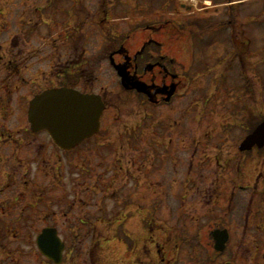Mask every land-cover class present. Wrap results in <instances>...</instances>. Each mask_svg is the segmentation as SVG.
Here are the masks:
<instances>
[{"label":"flooded vegetation","instance_id":"af4514ba","mask_svg":"<svg viewBox=\"0 0 264 264\" xmlns=\"http://www.w3.org/2000/svg\"><path fill=\"white\" fill-rule=\"evenodd\" d=\"M60 1L45 0L43 7L25 13L35 25L47 27L42 38L33 27L24 38L8 39L12 51L3 53L0 45V167L5 166L0 168V199H6L1 202L26 200L34 211L45 196L52 199L55 194L66 222L72 214L75 220L84 216L92 204V219H81L80 235L90 234L85 225L92 228L93 244L99 233L105 234L117 255L113 264H148V255L155 251L142 246L149 234L148 218L167 225L163 232L168 230L176 240L156 248V264H264V165H257L264 158V145L245 144L264 120L254 105L258 85L244 81L249 68L258 71L257 54H248L252 40L229 37L228 46L210 44L219 62L204 72L212 82L207 96L203 102L184 101L194 94L195 77L203 74L187 73L194 43L177 33L131 43L130 25L127 31L116 28L112 22L117 18L106 2L101 13L86 15L77 12L73 2L65 8V21L57 17L64 9ZM114 1L113 7L126 4ZM152 29L153 34L164 30ZM101 32L102 42L97 36ZM38 40L45 41L42 49L35 47ZM92 56L107 61V71L99 75L108 85L89 67ZM119 65L145 91L122 85ZM60 89L97 95L103 103L96 132L68 148L47 131L33 130L29 122L33 99ZM243 91L252 98L247 108L239 94ZM133 111L138 119L132 118ZM11 121L17 127H9ZM9 145L10 155L5 154ZM149 171L157 177L149 178ZM33 172L38 179L31 178ZM90 176L94 181L87 180ZM41 180L50 183L51 195ZM127 235L138 243L129 256L121 246ZM68 249L66 244V259L73 255ZM84 256L87 264L89 254Z\"/></svg>","mask_w":264,"mask_h":264},{"label":"rangeland","instance_id":"374dc122","mask_svg":"<svg viewBox=\"0 0 264 264\" xmlns=\"http://www.w3.org/2000/svg\"><path fill=\"white\" fill-rule=\"evenodd\" d=\"M111 1L112 0L60 1L64 9L59 12L57 17L66 21L68 15L65 12V8L72 5L73 2L76 11H79V13L83 15L89 14L91 11L93 14L101 13L102 5L106 2V9L111 10L112 17L115 19L117 18L115 22H112L116 28L120 27L124 29V26V30L127 31V24L130 25L131 31L128 34V38L131 40V43L145 36L164 38L171 37L176 33L177 35L175 36L188 39L189 44H194L192 56L190 58L193 63L192 69H189L190 72L187 73L188 75L193 74V77L194 75L196 76L203 73L195 77V83L193 85L196 89H194V94H191L189 98L184 100L190 102L194 100L203 102L205 100L204 96H207L206 93H208L207 89L212 83H210L209 73L205 74L204 72L207 70L208 66L213 68L217 67L215 63L219 62V58L216 57L215 54L217 53L214 52L213 47L210 48L209 45L224 43L228 46L229 37H236V39L244 38V40L248 39L249 41L252 40L254 46L249 49L248 54L250 56V53L252 54L253 51L255 55L257 54L256 64L258 71L254 73L252 69L249 68V76H247L244 81L247 82L248 85H251V82L258 85V94L255 96V101L257 102L254 105L260 120L264 119V0H122L127 5L120 4L119 6L121 7H113L114 4ZM116 1L117 0L114 2ZM44 5H46L45 0H0V28L2 31L0 35V45L2 46L3 53H8L10 47L8 45V39L11 37H13V40L24 38L27 36L25 31L30 28L35 27L34 29H39L40 35L38 37H43L45 28L47 27L44 24L39 25L37 23L35 25L31 16L25 15V13L29 12L32 7H43ZM127 10H130V12H127ZM178 22L180 24L179 26L176 25ZM222 24L225 25L223 26ZM161 25L166 28L162 34H153L151 31L152 28H147L149 26L158 27ZM200 27H203V29ZM145 28H147L146 31H144ZM111 32H113V30ZM115 33L118 34L117 31H115ZM97 36L101 42L105 38L102 32ZM29 37L30 42H32V37ZM201 40L203 42H201ZM44 42L38 40L37 43H35V47L42 49L45 45ZM205 44H208V46H205ZM220 47L221 46H219V48ZM25 48L27 50L26 46ZM12 49L13 47L11 46L9 50L12 51ZM221 54L223 56V52H221ZM223 57L228 58L227 56ZM175 58L184 67L188 65L186 59ZM221 58L222 57H220V59ZM88 64L90 65L89 67L96 70V77L99 75V71L104 72L107 71L108 68L107 61L101 59L100 56L89 57ZM218 69L219 68H217V71ZM236 69L239 71L242 70L239 67L235 68V70ZM244 69L246 70V67H244ZM235 73L236 72H232L231 74L234 75ZM216 74L217 73H211L212 76ZM99 76L102 79L101 83L103 85L109 84L108 81L107 83L105 82V77L103 75L100 74ZM232 84V87L235 85L239 86L241 82H233ZM212 86L214 87L213 84ZM250 88L251 87H249V89ZM239 94L243 95L244 107L247 108L248 104L252 102L251 96L246 97L244 91ZM244 116H246L245 113ZM16 117L17 112L13 115L14 121ZM132 118L138 119L139 115L133 111ZM14 125L15 123L11 121L9 127H13ZM10 146L11 145L7 147L8 152L5 151V154L10 155L12 153L13 148ZM131 150L134 151L133 148ZM48 158L51 159L49 156ZM10 160L12 161V158ZM257 165L260 167L264 165L263 157H260V161ZM3 168H5V166H2L1 169ZM89 172H93V169H89ZM155 176L157 177L156 173L149 171V178H154ZM93 177L94 176H90L87 180L92 182L94 181ZM31 178L38 179L37 173L33 172ZM40 179H43V177ZM41 181L46 187L49 186L47 193L51 195L50 183L47 180ZM58 192L59 191H57V193ZM67 192L70 193V190L68 189ZM56 196L57 195L54 194L52 199V196H45L44 200L38 204L34 211L28 207L27 204H29V202L26 200L21 201L22 204L10 205L9 203L1 202L6 199H0V264H49L48 260L39 252L36 244L37 236L41 232V229L47 226H53L59 229L60 239L67 244L69 247L68 251H73V255L70 257L68 256V259L65 258L63 264H85L86 258L84 254L86 253L89 254V262L87 264L96 263L94 260H97V257H101L98 264H113L117 255L115 256L112 251V244L106 243L105 240H108V237L105 234L101 232L95 239V244H98L101 242V239H103L102 246L98 244L97 249H95L96 245L92 243L93 237L90 235L92 233L91 227L87 226L86 228V225L85 227L83 226L84 229H88L90 232V234H87L89 236L86 234L80 235V228L82 227L81 219H83V221L92 219L91 207L93 205L86 206L85 208H88L87 210L89 211H85L84 216L79 215L80 217L78 220H75V215L72 214V216H68L69 219L66 222L61 214L63 208L62 204L54 200ZM192 197L193 196H190L191 199H193ZM50 199L53 200L51 204ZM46 213H49V216L45 217ZM159 214L161 215V213ZM146 227L149 229V234L144 238L142 246L145 247L148 252L153 248L155 249L151 257L148 255V264H156L158 261L155 257L156 248L162 247L166 241H169L170 244H174L176 240L168 230L163 232L164 229H168V226L162 222L148 218ZM159 228L163 235L160 230H158ZM9 229L12 231L7 232ZM102 229L103 228H100V231ZM69 231H73L72 234H70ZM122 241L123 244L121 246L126 256H129V254L132 255L133 251L137 250L138 243L129 235H127V237L123 236ZM99 250L100 256L98 255ZM160 260H162V257ZM165 260L166 263H171L168 257H166Z\"/></svg>","mask_w":264,"mask_h":264},{"label":"water","instance_id":"95a60500","mask_svg":"<svg viewBox=\"0 0 264 264\" xmlns=\"http://www.w3.org/2000/svg\"><path fill=\"white\" fill-rule=\"evenodd\" d=\"M122 78V85L133 86L145 91L144 85L131 81L126 70L116 67ZM103 103L97 95H83L60 89L46 91L34 98L29 110V120L34 130H46L57 144L68 148L91 136L99 127ZM264 145V122L245 140L249 146ZM39 250L56 264L63 261L65 244L56 228H46L37 238Z\"/></svg>","mask_w":264,"mask_h":264}]
</instances>
